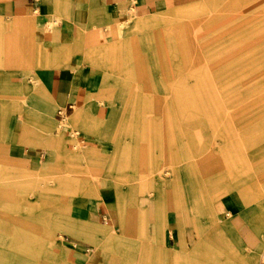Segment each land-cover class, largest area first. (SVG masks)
<instances>
[{"label": "crops", "instance_id": "1", "mask_svg": "<svg viewBox=\"0 0 264 264\" xmlns=\"http://www.w3.org/2000/svg\"><path fill=\"white\" fill-rule=\"evenodd\" d=\"M148 1L156 10L141 6ZM162 3L128 4L135 6L133 21L119 27L129 16L115 15L127 11L120 8L124 0H0V212L47 220L38 230L16 223L8 228L0 220V232L12 234L10 242H0V264H122L124 256L128 264H159L158 258L160 264H264V239L243 220L264 216V195L250 184L260 161L253 155L244 161L243 154L226 160L212 151L222 138L243 147L257 146L258 137L250 130L245 139L237 124L215 123L222 119L204 113L198 127L193 96L180 113L177 96L155 91L163 88V72L176 71L164 70L162 50L148 60L139 57L140 50H151L147 25L174 11L162 10L168 7ZM169 83L166 88L177 89ZM61 108H68L63 120L69 126L92 136L80 137L81 146L70 149L64 135L65 159L58 167L75 172L60 175L52 191L47 132L63 121ZM180 128L185 137L179 142L173 136ZM199 153L208 155L199 159ZM202 161L219 170L209 178L205 171L196 174L195 163ZM184 167L185 179L178 174ZM165 169L170 175H163ZM35 174L43 178L28 177ZM142 177L173 186L164 192L151 185L159 203L155 215L139 203V194L149 189L135 183ZM244 231L261 252L242 242L234 255L231 237ZM54 233L59 246L50 244ZM206 244L217 246L218 254L202 251L212 247ZM178 257L190 261L175 262Z\"/></svg>", "mask_w": 264, "mask_h": 264}, {"label": "rangeland", "instance_id": "2", "mask_svg": "<svg viewBox=\"0 0 264 264\" xmlns=\"http://www.w3.org/2000/svg\"><path fill=\"white\" fill-rule=\"evenodd\" d=\"M136 0H124L125 5L121 9H127L124 14L115 15L125 16L124 19L117 24L119 27H124L129 21H133L135 10L131 9L138 6L128 7V4H133ZM162 10H175L177 16L168 19V21H157L156 23L147 25V44L151 46L149 52L140 50V58L148 60L151 59V53L162 50L163 65L165 68H172L176 71L163 72V88L155 90L157 93H162L164 96H177L179 99V112H187V97L194 98V112L196 118V125L198 127L203 123V113L209 119L221 118V122L215 123H232L235 127L243 130V138H250V130H253V135H256L259 144L243 147L230 146L226 138H222V145L219 147L215 144L212 151L215 155L223 154L226 157L230 154H243V160L249 161L250 156L258 159L261 165H256L252 171L258 172L257 179H252V184L256 191L261 196L264 195V0H162ZM52 7V2H48ZM135 4V3H134ZM144 8L154 11L156 7L148 2L141 3ZM131 9V10H130ZM158 19L159 16H155ZM106 33V27H102ZM160 37L162 40L160 41ZM156 63V62H155ZM154 66L151 68H157ZM100 71L101 76L104 75L103 69L94 67ZM160 75V74H158ZM176 82L177 89L166 88L170 86V81ZM173 93V95H172ZM56 109V108H55ZM54 109V112H55ZM220 116V117H219ZM227 120V121H225ZM55 121V120H54ZM56 122V126L48 134H52L51 150L48 153L52 162V169L50 171V187L52 191L58 189V178L60 175L68 176L74 175L75 170L60 169L59 162L64 160L66 147L64 144L65 137L68 141L70 149L73 145L81 146L80 137L92 136L89 132L80 129L78 126H69L66 121ZM39 125L40 122H36ZM60 126V128L58 127ZM67 126L72 137L67 136V132L63 129ZM38 128V127H36ZM218 128V127H217ZM219 129V128H218ZM40 132H42L40 130ZM65 135V137H64ZM76 136H79L76 137ZM247 136V137H246ZM184 131L178 129L174 132L173 139L183 140ZM230 138V137H228ZM61 139V140H60ZM77 139V140H76ZM202 140V137L200 136ZM204 139V137H203ZM41 140V138H40ZM100 142H102L100 140ZM41 145V142H40ZM223 147L222 153H219ZM48 151V150H47ZM190 155V153L188 154ZM197 155V154H196ZM208 155L207 153L198 154V158ZM63 157V158H61ZM207 160L208 159L207 157ZM201 161V160H200ZM212 161L196 162L194 172L196 174L202 171L207 173V177L217 173L219 169L210 167ZM227 162V161H226ZM86 164L85 162H83ZM221 162V165H225ZM259 163V162H257ZM38 164V161H34ZM214 165H216L214 163ZM220 165V166H221ZM205 166V167H204ZM225 169H222V171ZM239 170V169H238ZM247 171V169H244ZM86 171L82 170L81 177H86ZM186 168H180L178 174L180 178L186 176ZM130 170L125 168L124 174L129 175ZM163 175H170V170H163ZM39 180L43 175L35 174L28 176ZM26 177V178H28ZM25 178V179H26ZM22 179V178H21ZM135 183H143L149 188L147 192L139 194L140 205H146L147 211L151 215L158 212V198L155 191L151 190V185L162 186L163 191L173 190L171 184H162L158 180L150 179V177L135 178ZM36 192V191H35ZM37 193V192H36ZM166 198V195L164 196ZM143 201V202H142ZM36 203V201H34ZM148 202L150 205L148 207ZM259 202V201H258ZM40 203V202H37ZM52 203H59L52 201ZM261 204V203H260ZM264 204V198L262 200ZM21 211V210H20ZM7 214V215H6ZM56 218V217H54ZM0 220L4 225L18 224L19 228L25 229H41L47 220L44 221L42 216L35 218L25 216H10L7 211L0 212ZM243 220L256 233V237L260 240L264 239V216L251 217L245 216ZM45 222V223H44ZM201 225H203L201 223ZM188 226V225H187ZM194 228L192 226H188ZM196 229V228H195ZM204 229V226H202ZM35 233V232H34ZM32 232H30V235ZM262 235V236H261ZM12 234L8 232H0V242H10ZM126 237L125 235H123ZM203 232H200V239H202ZM234 240L236 248L234 255L243 249L242 242L253 244L249 238L248 233L244 231L231 237ZM28 240H24L26 242ZM41 241V240H39ZM62 241L58 234H52L50 244L52 246H59ZM204 247L202 251L216 252L218 254L217 246ZM252 246L255 247L253 244ZM20 251L26 252L28 249L22 248ZM36 251H38L36 249ZM256 253H259L258 247L254 248ZM258 251V252H257ZM197 258V255H195ZM128 257L122 258V264H128ZM160 264V259H157ZM189 262L188 257H178L175 262ZM112 264V263H108ZM186 264V263H185Z\"/></svg>", "mask_w": 264, "mask_h": 264}, {"label": "bare ground", "instance_id": "3", "mask_svg": "<svg viewBox=\"0 0 264 264\" xmlns=\"http://www.w3.org/2000/svg\"><path fill=\"white\" fill-rule=\"evenodd\" d=\"M177 16V12L174 10L173 12H172V14L171 15H163L161 18H159V20L160 21H168V19H171V18H174V17H176ZM131 31V30H130ZM260 251V250H259ZM262 251V250H261ZM260 251V252H261ZM252 256H254L253 254H252ZM256 260V259H255Z\"/></svg>", "mask_w": 264, "mask_h": 264}, {"label": "built area", "instance_id": "4", "mask_svg": "<svg viewBox=\"0 0 264 264\" xmlns=\"http://www.w3.org/2000/svg\"><path fill=\"white\" fill-rule=\"evenodd\" d=\"M68 108H71V106H68ZM68 108H66V109L65 108H61V109L57 110V115L59 116V118L61 120H63L64 117L66 116V111H67Z\"/></svg>", "mask_w": 264, "mask_h": 264}]
</instances>
